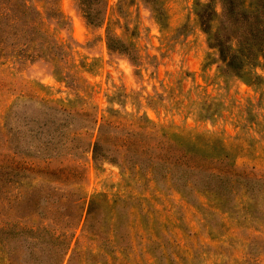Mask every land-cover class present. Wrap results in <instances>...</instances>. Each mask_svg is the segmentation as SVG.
<instances>
[{
    "label": "rangeland",
    "instance_id": "374dc122",
    "mask_svg": "<svg viewBox=\"0 0 264 264\" xmlns=\"http://www.w3.org/2000/svg\"><path fill=\"white\" fill-rule=\"evenodd\" d=\"M204 1L158 0L156 19L145 0H104L93 26L76 0H0V228H31L1 240L0 264H264V55L260 81L218 72L194 14ZM107 26L135 60L107 50ZM46 106L80 120L62 140L74 130L118 163L69 140L53 153L49 121L65 116ZM146 158L225 180L186 196ZM71 234L63 256L55 239Z\"/></svg>",
    "mask_w": 264,
    "mask_h": 264
},
{
    "label": "trees",
    "instance_id": "16d2710c",
    "mask_svg": "<svg viewBox=\"0 0 264 264\" xmlns=\"http://www.w3.org/2000/svg\"><path fill=\"white\" fill-rule=\"evenodd\" d=\"M76 1L86 24L98 26L102 23L104 0ZM145 1L150 4L152 11L156 13V19L160 18L163 12L158 0ZM213 1L215 0L194 2V14L199 28L206 35L208 46L216 52L218 72L225 76H233L246 82L260 81L261 78L254 74L251 71V68L258 62L259 56L264 55V0H217L221 9L219 18L216 17V12L212 5ZM20 6L36 13L34 7L26 5L24 1L20 3ZM34 26H29L28 29L34 30ZM36 32H38V30H36ZM104 42L107 50L123 53L132 61L135 60V56L132 53V44L123 41L115 35L108 26L105 28ZM77 66L87 73L92 72V66L90 67V64L81 61ZM66 74L67 72L55 71L54 78L56 81L62 82L65 80L63 78ZM46 107L48 111L54 114L59 113L64 114L63 116H65L57 121H49L52 125V131L48 134L49 137L45 143H51L49 149L54 150L53 153H60L63 150H69L70 147H65V141L69 140L81 143L82 146L80 151H84V149L88 151L92 160L99 159L113 164L118 163L119 150L100 141L82 140L74 134V130L67 131L65 139L62 140V134L64 132L66 133L64 130V127L67 126L66 121L69 119L80 120L73 118L74 116L72 114L63 112V110L58 108L52 106ZM56 116L58 115H53L48 119L56 118ZM173 140L177 141L176 139ZM58 141L61 142L58 143ZM128 155L133 157L136 156L134 154H126V156ZM145 160L153 164V166H164L165 171L163 170V177L168 178V181L174 190L186 196L192 194L193 188L218 192L222 188L225 180L224 177L220 175L202 172L196 169L184 168L178 164H173L168 167L166 164L158 160H151L148 158ZM187 173L196 174L198 182L188 179L186 176ZM30 230L31 228L24 227L0 228V242L2 239H7L6 236H9V238L14 240L18 239L22 234ZM72 237L73 234H71L65 241L62 240L66 239V237L55 239V241L58 242L57 244L60 245L59 251L61 252V255L64 256L67 254L70 249L69 242ZM74 248L75 247L71 249V252L74 251ZM28 251L30 254H33L31 248H29ZM32 258L34 261L36 256L32 255Z\"/></svg>",
    "mask_w": 264,
    "mask_h": 264
}]
</instances>
